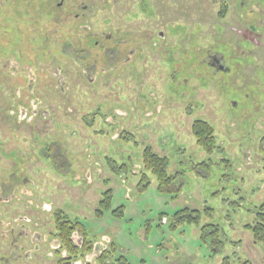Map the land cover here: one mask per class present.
Listing matches in <instances>:
<instances>
[{"label": "rangeland", "instance_id": "rangeland-1", "mask_svg": "<svg viewBox=\"0 0 264 264\" xmlns=\"http://www.w3.org/2000/svg\"><path fill=\"white\" fill-rule=\"evenodd\" d=\"M28 1L20 18L14 8ZM128 1L106 0L91 31L146 29L163 38L148 43L164 45L98 75L85 67L86 80L71 79L82 65L74 53L76 63L54 52L82 36H64L63 14L0 0V264H103L106 250L105 264L121 255L123 264H264L246 227L264 211V0H244L241 19L233 6L215 17L214 0H144L152 17L138 19L136 9L120 13ZM252 23L260 36L243 30ZM197 119L213 128L212 152L196 143ZM147 147L168 158L177 189L158 190ZM184 208L198 211L197 224L175 221ZM57 215L80 223L90 250L59 247Z\"/></svg>", "mask_w": 264, "mask_h": 264}, {"label": "flooded vegetation", "instance_id": "flooded-vegetation-1", "mask_svg": "<svg viewBox=\"0 0 264 264\" xmlns=\"http://www.w3.org/2000/svg\"><path fill=\"white\" fill-rule=\"evenodd\" d=\"M6 1H11V0H6ZM38 2V8L42 9L44 12H40L39 14L43 17H46L48 19H59V15L63 14L64 18L61 23L64 24V27L66 28L67 31H65L64 36L67 37V39H70V37L73 35H82L81 37L77 38V45L70 40H64L62 38V42L58 43L56 45L55 43L53 44L56 49L54 52L58 55H62L63 60L69 59L72 62H74L72 59L73 53L74 56H76L80 63L75 64V67H77L80 71L78 74H74L73 71L71 70L70 73H73L71 75V79L74 77H84L86 80H89L87 78V75H85V72L83 69L85 67H91L93 66L96 70L94 72L98 75L99 74V69L102 70V65L106 66V68H112L114 69L118 64L121 65L123 63H128L129 59L132 58L135 55L136 51L142 50V48H145L146 46H163V43H148L149 39L155 37L158 40L162 41V34L161 33H156L153 35H149L146 33V29H144V32L142 35L134 34L132 31L127 30L124 31L125 35L127 38H123L122 36L119 35L118 30L113 33L111 32V35L105 36L104 32L101 30V32H93L91 31L90 26H88V18L89 16L95 14L100 7L103 6V3L106 0H44L42 2H39V0H35ZM151 2L149 1V4ZM25 4L20 5V3L16 4L14 8V13L22 18L24 16V12H31L29 11L28 8L31 7V1L27 2V7L25 9ZM139 5V7L137 6ZM125 5L127 7V10L120 12L122 16H125L128 13L135 12V9L137 10L136 12L138 14H142L143 17H140L137 13L135 16H137L138 19H145L146 17L151 18V10L147 7V5L144 3V0H136L134 2V7L132 4L129 3V1ZM236 13L239 14L238 18L241 19V9L236 10ZM56 15H58V18H56ZM240 21V20H239ZM58 22V21H57ZM130 22V21H128ZM241 22V21H240ZM176 27H173L174 31H183L184 28L181 23L175 25ZM243 30L248 29V31L252 32L256 36H260L258 32L255 30V25H246L242 26ZM148 36H147V35ZM63 36V37H64ZM244 39L249 40L247 37H244L243 34L241 35ZM105 39V41H111L109 43H99L100 39ZM179 41V40H178ZM251 41V40H249ZM163 42V41H162ZM179 45V44H176ZM98 48V49H95ZM95 49V50H94ZM85 51V54L83 53ZM58 52V53H57ZM76 52H82L81 57L78 56ZM213 58L215 61V66L216 71L217 70H223L222 66L218 64V59L216 56H210ZM217 59V60H216ZM219 62H223L222 59L219 58ZM76 63V62H74ZM134 67V66H132ZM105 68V69H106ZM65 75V71L62 72ZM52 76V75H51ZM50 77V76H49ZM51 78V77H50ZM53 78V76H52ZM51 78V79H52ZM91 79V78H90ZM79 230L75 229L73 230V235L72 237L75 238L77 241H80L79 236ZM74 243L82 248V242L78 244L74 239ZM55 249V248H54ZM66 251V250H65ZM11 253V252H10ZM10 254L7 256L9 258ZM6 257V256H5Z\"/></svg>", "mask_w": 264, "mask_h": 264}, {"label": "trees", "instance_id": "trees-1", "mask_svg": "<svg viewBox=\"0 0 264 264\" xmlns=\"http://www.w3.org/2000/svg\"><path fill=\"white\" fill-rule=\"evenodd\" d=\"M214 3L218 4V10H216V12L214 13V16L218 18L220 17L224 18L227 14V11H229V8H231V6H233L234 7L233 9L236 10L241 9V11L244 6V0H234L233 2L234 4L229 3V0H220V1L214 0ZM26 7L27 5H25V9ZM182 26L184 29H186L187 27V25L185 26L183 23ZM17 31L20 32V30L17 27H15V29H13L14 34H17ZM33 45L36 44L32 43V46ZM0 47H2L1 44ZM11 51L17 53L16 49H11ZM191 129L195 136L196 143L203 150L207 152H212L213 149L216 147L215 146L216 140H215L213 128L209 125V123H207L204 120L197 119L192 122ZM143 165L145 169H150L152 173L155 175L158 181L159 191H162L164 189L172 190L178 188L173 185L176 176L169 175L167 173V167H168L167 157L154 153L149 147H147L144 149L143 152ZM103 195L104 198L99 203L101 209L104 210L108 208V206L110 205L111 192L108 190L105 193H103ZM260 209L262 210L263 206H261ZM175 221H177L178 223L186 221L189 224H197L199 222V213L196 210L184 208L176 213ZM246 227L251 231L254 243L264 244V211L257 212L254 224L253 225L249 224ZM55 228L56 230L53 235L54 237H57L59 241V247L61 249H65L67 252L72 253L73 255H76L79 250L83 251L84 253L90 250V247L87 245L89 244V242L85 241L83 246L84 248L82 249L79 246H77L72 239L73 230L78 229L79 233L82 232L83 228L78 221H69L65 219L63 216L57 215V217L55 218ZM205 228L206 226L202 227L203 232ZM108 252L109 250H106L103 254H101L100 256L101 263L105 264L108 257L109 258L111 257L110 252H109L110 256L107 254ZM124 258L125 257L121 255L116 259H111V262L112 264L113 263L115 264L116 262L117 264H123L121 260H123ZM61 260L65 261L63 258ZM69 262L70 260H67L66 264H68ZM223 263L226 264L227 262L224 261Z\"/></svg>", "mask_w": 264, "mask_h": 264}]
</instances>
